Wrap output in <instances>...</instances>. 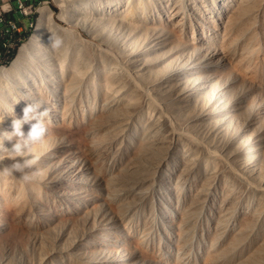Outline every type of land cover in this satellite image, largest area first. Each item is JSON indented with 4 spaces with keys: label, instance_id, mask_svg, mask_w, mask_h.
<instances>
[{
    "label": "rangeland",
    "instance_id": "rangeland-1",
    "mask_svg": "<svg viewBox=\"0 0 264 264\" xmlns=\"http://www.w3.org/2000/svg\"><path fill=\"white\" fill-rule=\"evenodd\" d=\"M17 1L0 0V18L10 19L15 14L23 36L22 42L13 46L14 59L11 61L13 54L10 62L0 66V85L4 80L1 72L20 60L22 49L37 30L40 9L46 7L51 15L44 27L46 40L54 28L57 32L74 30L89 45L111 49L120 68L133 76L147 94L157 98L155 106L130 104L126 119L119 116L107 120L111 134L105 136L112 138L109 141L104 137L107 143L99 174L92 173L87 161H79V173L85 176L91 194H75L79 196L77 216L68 223L52 220V212L64 220L68 208L50 198V213L42 214L37 206L44 205L45 194H39L34 205L37 209L33 207L35 230L50 228L57 242L67 247L82 246L87 241L86 254L103 260H84L89 264H264V197L247 191L232 177L241 162L250 170L244 171L247 183L264 187V6L257 7L252 17L247 12L241 16L243 12L234 10L233 4L223 9L217 6L211 15L213 27H206L201 35L198 23L203 25L208 16L205 0H140L139 9L148 10L150 19L155 23L160 19L164 25H168V12L175 11L179 4L180 12L175 13L180 17V28L175 33L170 31L171 26H165L166 30L128 29L126 35L123 30L125 42L119 48L104 41L106 37L93 39L76 28L67 18L71 9L56 0H27L23 8L26 18L15 11L13 4ZM85 1L95 5L104 0ZM221 21L226 23V31L220 27ZM104 26L107 38L118 36L108 25ZM229 31L237 37L232 50L223 41ZM190 36L195 39L194 44L187 42ZM248 44L253 46L252 76L245 75V68L240 70L239 58ZM145 53L160 57L156 62L159 72L154 75L156 79L149 78L150 83L142 85L134 74L145 67L144 61L137 59ZM113 89L119 95V89ZM81 98L85 105L87 98L84 97L85 103L83 97L79 101ZM101 98L98 94L93 117L104 116L107 110ZM188 98L191 112L183 117L185 124L179 128L181 122H177L167 104L176 101L178 109ZM85 106L84 110H90L89 105ZM107 111H111L110 106ZM206 134L215 138L209 141L217 154L215 160L202 151L211 150ZM57 163L52 165L57 171L67 167ZM74 166L78 167L75 163ZM243 224L251 229L243 230ZM49 236L52 235H46ZM18 237L20 248L27 242L31 249L41 247L39 239L28 238L24 232ZM103 244L107 246L105 253L100 249L93 251L92 245ZM46 247L49 252L58 253L51 245ZM71 255L73 262L82 261L76 254ZM17 256L16 260L27 259L28 253Z\"/></svg>",
    "mask_w": 264,
    "mask_h": 264
},
{
    "label": "bare ground",
    "instance_id": "bare-ground-1",
    "mask_svg": "<svg viewBox=\"0 0 264 264\" xmlns=\"http://www.w3.org/2000/svg\"><path fill=\"white\" fill-rule=\"evenodd\" d=\"M56 2L66 9H71L70 12L73 14L69 12L67 18L70 19L76 28L84 30L93 39H104L106 37L104 41L108 44L113 42L119 48L122 47L121 43L125 42L124 36L128 34V29L147 30L152 27L166 30L167 26H171L170 31L175 33L180 28V24L177 23V19H180V17L176 16L181 9L178 3L174 4H178L175 11L170 10L169 14L166 15L168 25H164L160 19L156 23L153 19H150L147 13L148 10L139 9L140 0H104L103 3H94L95 5H89L85 0H78L74 3L66 0H56ZM204 3L206 4L204 8L208 16L204 20L203 25L198 23L201 35L205 34L206 27H213L214 22L211 15L215 13L217 6L223 9L229 8L233 4L236 7L234 10L238 9L243 12L240 14L241 16H245L247 12L249 17L254 16L257 7L264 6V0H205ZM176 11L178 13H175ZM192 12L195 11L192 10ZM130 15L131 17H129ZM50 18L49 10L46 7L41 8L37 30L31 37L28 46L22 49L20 60L15 61L10 69L1 72L4 80L0 85V170L22 159L19 157L15 158L10 152L18 138L14 137L11 141L7 138L10 136L9 133L12 132L13 120L23 117V110L28 104H38L41 106V111L46 110L47 138L43 145L37 146L34 150L33 156L36 159V163L33 171L37 175L32 183L22 182L17 178L19 174H16L17 176L8 175L0 171V264H89L84 263V260H93L94 262L92 263L103 261L98 257L86 254L89 244L85 240L81 243L82 246L77 244L67 247L65 243L57 242L58 239L54 238L50 228L37 232L33 224V212H35L33 207L36 208L34 205L38 196L45 194V196L43 195L44 205L41 203L37 206L42 214L50 213L51 207L47 206L51 205L48 204L50 203V198L51 200L54 198L58 199L62 206L68 208V211L65 212L64 216L66 218L64 220H62L63 216L51 211L53 214L52 220H60L59 223L62 221L63 223H68L70 219H74L77 216L75 207L77 208L79 204L78 201L76 202L79 196L75 194H91V189L87 186L88 182L84 178L85 176L79 173L82 169L79 161H87L92 173L95 175L99 174L101 171V159L105 155L106 139L109 140L111 137H107L111 134L108 130L107 120L111 117L117 118L119 116L126 119L129 114L130 104L134 102L155 106L154 104L157 101L156 97L147 94L142 86L134 82L133 76H130L120 68L111 49L103 50L101 47L89 45L90 43L88 44V41L85 42L84 39L83 41L74 30L58 32L65 39L63 46L54 50L50 46L51 33L47 40L44 33L45 23H48ZM234 19L236 20V18ZM105 24L110 29H113L118 36L112 37L111 35L107 38V35H105ZM220 27L226 31V23L223 21L220 22ZM53 30L57 32V28ZM123 30H126L124 32L125 35L122 34ZM239 34H241V31ZM225 35L226 37H223V41L227 42L226 46L228 45V48L232 50L237 43V37L233 35L232 31H229V33L225 32ZM17 36L18 34H11V42H14L13 46L22 42L21 39L18 41ZM187 42L194 44L195 39L193 36L187 37ZM252 47V44L244 46L243 54L239 58L240 70L245 68L246 76L254 75V71L251 69L252 57L250 56L253 51ZM139 58L144 61L145 67L138 70L134 77L142 85H146L150 83L149 78H155L156 71L159 72V65L156 62L160 60V57L145 53L140 54L137 59ZM22 59H24V62H22ZM96 80L98 83L95 84ZM160 86L162 88V85ZM113 88L119 89V95L114 92L115 89ZM157 88H159V85ZM98 94L102 95L100 100L104 99L105 105L109 104L107 106L104 105V108L107 107L106 109L109 110L110 106L111 111L105 109L106 112H104V108L101 106L103 108H101V112H104V116L93 117V106H96L94 104ZM79 97H86L88 104L86 103L85 106L81 102L83 99L81 98L79 101ZM81 103L85 107L89 105L90 110H84L86 108ZM188 103L189 98L178 109H176L178 107L176 101H171L167 104L168 110L178 119L177 122H181L179 128L185 124L183 117L191 112V104ZM112 109L115 112H112ZM154 110L158 112L157 109ZM88 111H90L89 114ZM156 111L154 112L156 113ZM29 130L30 124H24L22 131L25 136H27ZM110 132H112L111 128ZM105 134L108 135L105 136ZM205 136L208 138L206 144L211 147V150L202 151L210 159L215 160L217 154L213 151V143L209 142L215 141V138L209 134ZM49 150L50 153L48 152ZM69 156H71L72 160L69 159ZM14 158L15 160H13ZM55 162H60L63 168L67 167L57 171L52 167ZM74 163L78 167H75ZM222 165L224 169L227 168L225 164ZM238 165L239 167L236 165V172H232L234 180L243 184L247 191H251L263 198L264 187L261 188L247 183L244 171L250 172V170L241 162H238ZM70 197L71 200L69 201ZM41 199L42 197H40L39 201ZM255 213L258 214V209L255 210ZM250 227L247 224H243V230L251 229ZM23 232L28 238L39 239L41 247L38 250L36 248L31 249L30 243L27 242L20 248L16 241H19L17 238ZM46 235L52 236L46 237ZM94 242L98 241L94 240ZM21 243L24 244V242ZM46 245H51L53 249H57L58 253L49 252L51 249L46 247ZM92 246L93 251L100 249L105 253L107 250L106 244ZM29 249L31 252H29ZM24 252L28 253V258L23 259L22 257L16 260L17 254L20 256ZM71 253L76 254L79 260L82 261L73 262Z\"/></svg>",
    "mask_w": 264,
    "mask_h": 264
},
{
    "label": "clouds",
    "instance_id": "clouds-1",
    "mask_svg": "<svg viewBox=\"0 0 264 264\" xmlns=\"http://www.w3.org/2000/svg\"><path fill=\"white\" fill-rule=\"evenodd\" d=\"M50 37V46L56 50L63 46L65 37L52 30ZM41 106L38 104H28L23 110V117L14 119L12 122V132L8 140L14 137L18 138L10 151L15 158H22L15 161L11 166L4 167V174L15 175L24 183H32L37 173L33 171L36 159L33 156L37 146L43 145L47 138V125L45 123L46 110L41 111ZM34 122V123H33ZM24 124H30V130L25 136L22 131ZM15 158L13 160H15Z\"/></svg>",
    "mask_w": 264,
    "mask_h": 264
},
{
    "label": "built area",
    "instance_id": "built-area-1",
    "mask_svg": "<svg viewBox=\"0 0 264 264\" xmlns=\"http://www.w3.org/2000/svg\"><path fill=\"white\" fill-rule=\"evenodd\" d=\"M27 0H18L16 2L17 13L22 18H26L27 11L24 10V6L27 5ZM14 7V5H13ZM9 12V11H8ZM21 23L12 18H0V66L4 62H10V57L15 54L13 53V43L11 42V34H18V41L23 38L21 33Z\"/></svg>",
    "mask_w": 264,
    "mask_h": 264
},
{
    "label": "trees",
    "instance_id": "trees-1",
    "mask_svg": "<svg viewBox=\"0 0 264 264\" xmlns=\"http://www.w3.org/2000/svg\"><path fill=\"white\" fill-rule=\"evenodd\" d=\"M13 5H14V8H15V11H17V10H16V3L13 4ZM14 15H15V14H13V13L10 15L12 19H16ZM14 56H15V54L13 55L11 61L14 59Z\"/></svg>",
    "mask_w": 264,
    "mask_h": 264
},
{
    "label": "crops",
    "instance_id": "crops-1",
    "mask_svg": "<svg viewBox=\"0 0 264 264\" xmlns=\"http://www.w3.org/2000/svg\"><path fill=\"white\" fill-rule=\"evenodd\" d=\"M15 16V15H14ZM15 18H16V16H15ZM16 20V19H15Z\"/></svg>",
    "mask_w": 264,
    "mask_h": 264
}]
</instances>
